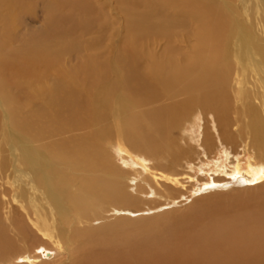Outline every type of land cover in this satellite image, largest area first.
<instances>
[{"label":"bare ground","instance_id":"6f19581e","mask_svg":"<svg viewBox=\"0 0 264 264\" xmlns=\"http://www.w3.org/2000/svg\"><path fill=\"white\" fill-rule=\"evenodd\" d=\"M57 1L0 0V173L18 178L22 199L0 221V264H47L62 255L43 243L14 255L12 233L27 241L37 230L51 241L54 229L62 234L65 225L109 208L124 223L86 238L107 235L110 247L92 245L73 264H264V125L252 102L260 97L264 106V39L230 20L224 7L233 0H162L130 19L115 58L96 52L71 64L68 56L79 57L87 44L77 28L59 36ZM41 2V22L29 26L40 20ZM176 29L182 38H173ZM232 38L259 85L234 101L240 108L229 95ZM115 149L137 168L118 165ZM240 154L249 155L244 173ZM252 181L263 183L253 186L258 198L241 211L191 199L188 211L167 217L197 182L204 183L198 198L219 200L249 192ZM173 192L177 197L166 198ZM138 202L156 205L133 207ZM161 206L169 210L157 213Z\"/></svg>","mask_w":264,"mask_h":264},{"label":"rangeland","instance_id":"374dc122","mask_svg":"<svg viewBox=\"0 0 264 264\" xmlns=\"http://www.w3.org/2000/svg\"><path fill=\"white\" fill-rule=\"evenodd\" d=\"M233 1L234 3L232 2V0H230V2L228 1L229 3L232 2L233 4V6L229 8V10L226 6L224 7V10H226L230 16L229 17L230 20L237 21L238 19L239 21L243 22V24H245L250 29V31L252 32L255 31L253 33L254 34L256 33L255 34L256 36L264 39V3L262 2V0H244V2H241L240 0H233ZM160 2H162V0H130V1L129 0H58L56 2L57 4L56 6L59 9L60 15L64 18V21L61 24L62 25L61 30L59 31V36L60 34H63L61 32H63L64 30H67V34L71 35V33H69L71 32L69 29L77 28L76 32L78 38H80L82 44H87L85 45L86 46L85 49L83 47L81 52L78 54L79 57H77L76 55L68 56V59L71 62V64H75L79 59L83 60L84 55L86 58L89 54L96 52H101L102 54L104 53L103 55H105L107 58L108 57L111 58L113 54V57L115 58L117 55L116 52L117 49L115 45L121 43L120 34L124 32L130 19L138 18L142 14L149 12L150 10H147L149 9V6L159 5ZM39 10L41 11V13ZM43 11H44V5L41 2L40 7L37 10V15L38 17H40V20L38 22L34 21L33 23L29 22V26L38 25L41 22V18L44 14ZM183 31L184 30L182 29H176L177 32L176 36L179 37L176 38L175 36H173V38L174 39L182 38L183 36L180 35L183 33ZM63 36L66 37L65 34H63ZM224 36H225V32H222L220 34V39L223 40L222 38H224ZM90 40L93 42H91ZM258 42L264 45V40H260V41L258 40ZM155 48L158 50V47ZM240 51L241 52L237 53L236 48L233 47V38H232L230 51H229V60L233 65L232 67L234 69L233 76L236 78L234 82L230 83L232 85L229 89V95L231 97L232 102H234L239 96L246 98H248L249 96L251 97V93L254 92V89H256L255 87L258 86L257 88H259V85L257 86L255 85V83L258 82L255 78L256 77L255 70L248 65L249 63L248 59L245 56H242L243 51L242 50ZM243 69L245 71H243ZM241 71L244 72V75H242ZM260 90H262V88H260ZM259 98L260 97H256L252 99V102L254 103V105L256 104L255 106H257L260 112L264 114V106L263 104H261V102L259 103V101H261L259 100ZM234 103L236 107L240 108L239 107L240 102L237 101ZM260 105L262 106L261 108L259 107ZM197 114H202V113H197ZM263 114L260 115L264 125ZM200 125H202V120L200 121ZM234 126H236V124H234ZM0 127H3V121L1 119V109H0ZM3 133L4 132H0V134ZM3 138L4 136L1 135L0 140H3ZM1 146H4L6 150L8 148V145L5 144L4 141L1 143ZM242 155L240 154L239 158L243 167V168L241 167V172L243 171L242 173H244L246 170H248V168L246 167L248 166L249 155L248 154L244 156ZM128 156L129 154L127 152H124L122 150L119 151L118 149L114 150L115 162L118 165H120L124 169L129 167H131L132 169L137 168L136 165L132 166L131 163L128 162ZM213 156L215 157L212 160L217 158L221 159L223 157L222 151L217 152L216 155H212V157ZM124 159H127V163H124L125 161ZM212 171L213 170L211 169L207 170V168H205V174L207 176H209L210 174L214 175L215 172ZM194 173L197 175L201 173L197 165L194 167ZM15 180L18 181V178L14 174H12V171L0 173V219H1L0 221L3 224L7 223L6 222L7 217L13 214V210H12L13 207H17L18 209H21L20 203L22 202L20 201L22 199L18 195L19 187ZM253 182L255 181L250 182L251 185L250 184L245 185V186H249L250 189L247 190L249 192H242V193L234 192V191L228 192L225 193V195L222 196V198L219 200L217 196H207L204 198L203 197L198 198V196L200 195L198 194L197 196L196 191L198 189L202 190L204 183L201 182L200 184L202 185V187H199V184L197 182L193 187V189L191 188V190H189L185 195L179 197V200L183 199V201H181L177 207L175 206L174 209L167 214V217H169L174 213L180 214V213H184L185 211H188V209H190L194 203V202L189 203L191 199H195V202L197 200H201L204 201V203H207L208 201L209 205L206 204V206L208 207L214 206L212 208H215L216 210L229 209V210L241 211V209L246 208L248 205L252 204L253 199L255 200L256 198H258L256 196L257 193L255 192L256 191L255 188L257 189L263 183L260 182L258 184H252ZM237 187L242 188L240 186ZM225 188L227 187H224V189ZM127 190L132 192V188ZM177 195L178 193L173 192L171 194H168L166 198L169 199L175 198L177 197ZM13 198L15 199V201ZM157 201L163 202L162 199H159ZM202 203L203 202H201V204ZM145 204L154 206L156 205V202H138L135 203L133 207L143 208ZM169 205L171 207L173 204L172 205L169 204ZM122 207H126V205H123ZM162 208L163 206L158 208L157 213L158 212L161 213L162 210L163 211L169 210L167 208L166 209L164 208L162 209ZM261 208H262V204L260 203V206H257L256 210H261ZM109 209H103V211L96 210L94 212H96L97 215H91L89 216V218L83 219V221L65 225L63 227L64 231L62 234L58 235L57 230L54 229L53 233L56 236L54 237V240L51 241L48 239L46 234L37 230H33L37 237L35 239H31L27 241H20L14 239L12 233L11 238L13 239V245H14L13 247L17 248L16 252H14V255L23 254V253L32 254V252L35 253L36 249L33 251V248L37 244L43 243L48 247H54L55 249H57L59 251V255L62 253V255H60L57 259L48 262L47 264H73L74 260L79 256H81V254L92 245L93 247L98 249L104 246L106 248L110 247L111 243L108 240L107 235H105L104 237L100 235V240H99V238L97 237L99 236V234L97 233L96 234L97 236L93 237V239H95L94 242H90V240L86 238L88 234L94 233L96 230L97 232L99 230H103L108 225L111 226L112 228L113 224L118 225V223L121 222L124 223L123 219H117V217L115 218L113 212L111 210L108 211ZM167 217L161 218L160 223L167 222L166 220ZM92 218H97L98 220H92ZM140 229H144V228L142 227ZM83 230L87 234L80 236L81 233L78 232L79 231L82 232ZM122 231H125V229ZM15 262H17L16 264H18L17 260H15Z\"/></svg>","mask_w":264,"mask_h":264}]
</instances>
